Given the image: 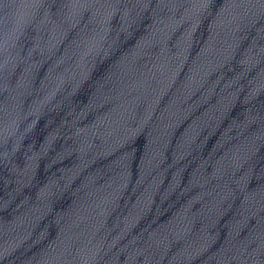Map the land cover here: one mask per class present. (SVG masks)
<instances>
[{"label":"water","instance_id":"1","mask_svg":"<svg viewBox=\"0 0 264 264\" xmlns=\"http://www.w3.org/2000/svg\"><path fill=\"white\" fill-rule=\"evenodd\" d=\"M0 264H264V0H0Z\"/></svg>","mask_w":264,"mask_h":264}]
</instances>
